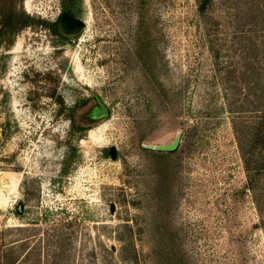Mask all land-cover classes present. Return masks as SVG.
I'll return each instance as SVG.
<instances>
[{
	"label": "rangeland",
	"instance_id": "374dc122",
	"mask_svg": "<svg viewBox=\"0 0 264 264\" xmlns=\"http://www.w3.org/2000/svg\"><path fill=\"white\" fill-rule=\"evenodd\" d=\"M263 106L264 0H0V264H264Z\"/></svg>",
	"mask_w": 264,
	"mask_h": 264
},
{
	"label": "trees",
	"instance_id": "16d2710c",
	"mask_svg": "<svg viewBox=\"0 0 264 264\" xmlns=\"http://www.w3.org/2000/svg\"><path fill=\"white\" fill-rule=\"evenodd\" d=\"M63 15H70L63 13L59 20L63 24ZM244 79H248L244 75ZM263 114L260 115L254 123L252 132L248 130L244 136L245 142L241 143V153L244 160V168L246 174V184L250 189H256L257 183L260 184L261 190L257 195L256 202L259 211V221L261 228L264 231V106L262 107Z\"/></svg>",
	"mask_w": 264,
	"mask_h": 264
},
{
	"label": "water",
	"instance_id": "95a60500",
	"mask_svg": "<svg viewBox=\"0 0 264 264\" xmlns=\"http://www.w3.org/2000/svg\"><path fill=\"white\" fill-rule=\"evenodd\" d=\"M62 20H64L66 23L75 26V27H80L83 25V22L81 19L76 18L74 16L70 15H63ZM97 106L96 108L92 111L91 115L94 118H99V117H107L109 115V110L107 106L102 102V100L99 97L95 98ZM178 144V138H174V140L169 143V144H163V145H147L149 148H153L156 150H162V151H172L176 148ZM109 154L111 158L115 156V148L110 147L109 148Z\"/></svg>",
	"mask_w": 264,
	"mask_h": 264
},
{
	"label": "built area",
	"instance_id": "2783aa9c",
	"mask_svg": "<svg viewBox=\"0 0 264 264\" xmlns=\"http://www.w3.org/2000/svg\"><path fill=\"white\" fill-rule=\"evenodd\" d=\"M15 201H16V200L14 199V200L11 201V203H12V202H15Z\"/></svg>",
	"mask_w": 264,
	"mask_h": 264
}]
</instances>
